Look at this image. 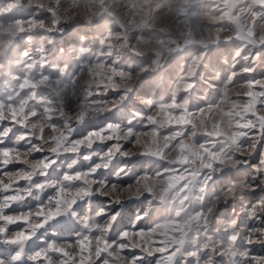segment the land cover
Segmentation results:
<instances>
[{
  "label": "snow or ice",
  "instance_id": "1",
  "mask_svg": "<svg viewBox=\"0 0 264 264\" xmlns=\"http://www.w3.org/2000/svg\"><path fill=\"white\" fill-rule=\"evenodd\" d=\"M223 3L225 7L220 10L221 15L228 17L229 22H232L229 0H223ZM257 7L264 9V0H259ZM249 11L254 19L259 15L261 22H264V12L257 14L255 8ZM35 15L38 13L34 14L33 19ZM47 15L55 16L56 12L50 7L47 9ZM48 31L49 33L58 32L60 36L65 33V29L58 21H54L52 28ZM247 35L255 36L251 31ZM230 42V39L225 41V43ZM100 43L103 45L104 40L101 39ZM253 47L256 45L254 44ZM259 48L262 50L261 53L244 58L264 59V37L260 38ZM37 51L42 58L46 56L45 48L41 47ZM241 52L242 49H238L236 55L240 56ZM136 54L133 53V55ZM22 55L28 57L30 53L25 50ZM118 62L114 61L109 68L111 75H105L107 83L102 81L98 83L96 96H99L100 91H103L105 96L109 94V90L120 92L118 89L124 80L125 73L123 70H116L115 65ZM106 63H97L95 67L89 66L90 75L93 77L100 75L101 73L96 72V69H103ZM42 67L47 65L42 64ZM83 67L84 65H81V68ZM58 70L62 73L65 71L59 66ZM242 71L250 73L252 69L244 67ZM235 75V72L230 74L228 80H233ZM44 79L47 80L48 76L45 75ZM247 82L251 90L245 93L244 114L241 115V121L237 123L239 130L233 132L230 137H226V140L234 148L249 149V154L238 157L240 163L233 176L227 177L222 174L220 178L222 187L227 184L229 178L241 180L244 187L231 201L232 213L223 219V230H218L214 236H210L208 243L201 241L194 248L184 246L182 240L167 236L170 230H182L183 225L178 221H153V213L148 209L153 204H157V200L151 199L153 186L149 182L166 181L165 186L159 189V204L167 203L169 193L178 194L177 197L183 203L188 201L185 198L190 192L200 199L197 193L207 191V185L199 182V172L191 165L199 164L202 170L210 171L215 177V169L227 157L214 147V139L219 133H206L207 140H197L193 136L192 144L184 143L191 126V109L182 105L175 93L167 102L156 104L154 107L150 103V111H133L124 119L91 123L87 132L80 138L86 139L91 144V148L88 149H84L80 144L72 143L75 137L50 134L56 131L57 119L47 100L40 107H37L34 102L30 103L31 97L26 95H20L14 102L7 105L0 102V123L4 124L0 128V170H3L0 172V177L23 168L20 153L26 148L37 146L36 151L39 155L38 145L47 138V142L52 145V153L64 149L70 152L80 149L76 154L84 159L83 167L65 170L62 180L65 185H81L84 190L78 192L76 196L89 198L91 193L86 186L90 181L111 172L115 182L119 183L120 178L128 172L127 168H112L116 157L125 153L126 145L139 146L141 155L154 159H162L172 148L178 152V158L173 165H162L156 172L145 170L142 176L138 175L135 178L137 192L143 190L150 197L147 208H142L135 216H126L124 213L117 215L116 209L119 205L105 198V205L102 206L105 214L97 217L95 222L89 220L69 235L60 233L45 235L47 232L45 226L60 215L61 208L65 205L71 208L77 202L69 197L63 186L54 188L48 193L54 206H45L43 202H33L30 208L21 209L17 204H12L10 208L0 213V264H146V261L147 264H181V261L183 264H201L202 260L205 264H218L217 256L225 258L226 264H262L264 256L253 253L256 245L264 246V243L257 244L250 241L256 239L251 236V233L264 230V115L259 114L261 110L259 106L264 103V92H259L254 87L259 83L258 81L253 79ZM20 87L21 89L35 88L36 85L25 80ZM193 87L194 83L189 82L186 84L185 91ZM254 93L260 97L259 100L255 99ZM131 94L127 90L120 92L122 100L130 99ZM92 97L93 91L89 88L87 99L81 102L85 109L91 108L92 104L102 102L99 99L93 100ZM42 120H47L49 126L41 125L37 134L34 135L32 125L39 124ZM209 141L212 142L209 143ZM69 144H72L71 148ZM9 166H13V169L6 170ZM39 167L43 174V170L50 168L51 165L41 157ZM116 172H119L120 176H115ZM21 182L0 184L2 189L0 199L4 197L9 200L19 199L15 194V188ZM258 192V202H254L257 201ZM132 199L136 200L139 197L133 196ZM92 202H95L94 197ZM164 210L160 209V211ZM20 211L34 213L38 223L29 227L31 218L16 214ZM206 212L207 208L202 206L196 220L203 219L206 223ZM179 215L180 213L176 212V216ZM233 221L236 222L235 228H229ZM145 225H147L146 228ZM157 236H167V238L157 239Z\"/></svg>",
  "mask_w": 264,
  "mask_h": 264
},
{
  "label": "rangeland",
  "instance_id": "2",
  "mask_svg": "<svg viewBox=\"0 0 264 264\" xmlns=\"http://www.w3.org/2000/svg\"><path fill=\"white\" fill-rule=\"evenodd\" d=\"M229 4L232 22L221 15L223 0H0V102L7 105L26 95L31 97L30 103L40 107L47 100L55 118L61 120L60 112L71 113L76 104L87 99L89 88L93 100L103 101L116 93L109 90L106 96L103 91L95 95L98 83H107L105 75H111L109 68L119 61L116 70H123L125 76L121 82L124 87L118 91L136 85L130 97L134 107L129 108V114L135 110L150 111L149 106L142 108V99L154 107L175 93L177 100L191 109L188 136L207 140L206 133H219L215 146H221V141L229 144L226 137L239 130L237 123L244 114L245 93L251 90L247 81H258L254 87L264 92V59L244 58L262 51L259 43L264 37V22L259 15L254 19L249 9L255 8L257 14L264 9L257 7L259 0H229ZM50 7L55 16L47 15ZM54 21L65 29L63 36L55 31L49 33ZM249 31L255 36L249 37ZM229 39L231 42L225 43ZM41 47L47 50L43 58L37 51ZM238 49H242L240 56L236 55ZM25 50L30 53L28 57L22 55ZM104 62L107 63L103 69H96L101 74L91 76L89 66ZM58 66L65 71L60 72ZM244 67L252 71L244 73ZM233 72L236 75L229 81ZM25 80L36 87L21 89ZM189 82L194 87L185 91ZM254 97L260 99L256 93ZM259 107V114L264 115V103ZM3 126L0 123V128ZM12 169L9 166L6 170ZM258 197L259 192L254 202H258ZM224 207L226 211L216 215L211 229L206 231L203 219L184 223L195 215L198 206L189 201L181 204L180 198L169 193L167 203L153 210V221H178L182 230H170L167 236L194 248L201 241L208 243L210 236L223 230L221 221L231 215L233 205L229 202ZM161 208L165 210L160 211ZM137 213L133 211L131 216ZM253 254L264 256V246L256 245ZM217 262L226 264V259L217 256ZM201 264L205 262L202 260Z\"/></svg>",
  "mask_w": 264,
  "mask_h": 264
},
{
  "label": "clouds",
  "instance_id": "3",
  "mask_svg": "<svg viewBox=\"0 0 264 264\" xmlns=\"http://www.w3.org/2000/svg\"><path fill=\"white\" fill-rule=\"evenodd\" d=\"M120 87H124V85L121 84ZM135 87L136 85L128 86L126 90L133 94ZM139 103L144 109L146 106H149L151 102L147 99H142ZM130 107H134L131 99L122 100L120 92L110 94V98L105 97L102 102L95 103L94 106H91L89 109H85L82 103L76 104L70 115L64 111L60 112V116L63 117V119L57 120L56 131L50 134L66 135L68 138L75 137L76 139L72 141V143L80 144L84 149L91 148V144L88 143L86 139H80L81 136L87 132L90 124L103 122L109 119H124L129 115L128 110ZM132 112L133 111H131V113ZM45 115L47 116V114ZM41 125L44 127L49 126L47 120H42L41 123L32 125L34 135L37 134ZM186 139L188 141L187 144H192L191 135L186 137ZM220 145L219 147L214 145V147L219 152L224 153L227 158L215 169V177H213L210 171L202 170L199 164L191 165L199 172V182L207 185V191H200L197 193L200 199L193 196L191 192L188 197L185 198L188 199L191 205L198 206L199 210L202 206L207 208L206 223L204 222L206 231L211 229L214 217L225 212L226 207L224 206H228L229 202L237 197L238 191L244 187L241 180L231 178H229L227 184L222 187L220 178H222V174L227 177L233 176L237 172L240 163L238 157L248 155L249 149L234 148L230 144H225L224 141H221ZM71 146L72 144H69V148H71ZM36 147L37 146L26 148L25 151L20 153L21 163L23 164L22 169L17 172L8 173L4 177H0V184L3 185L17 184L18 181H22V183L18 184L15 188V194L19 199L9 200L7 197L0 199V213L10 208L12 204H17L21 209L30 208L33 202H43L45 206H54L51 196H49L48 193L54 188L63 186L69 197L75 199L77 202L71 208L66 205L61 208L60 215L45 226L47 228L45 235L52 233L69 235L74 229L82 226L87 221L91 220L95 222L97 217L105 214L104 207H102L105 205V198H107L109 202L119 205V210L116 209L117 215L124 213L126 216H131L133 211L140 212L145 204L148 206L150 197L143 190L137 192L135 178L138 175L142 176L143 172L149 168L152 172H156L162 165L171 166L178 158V152L175 148L167 151L162 159H154L150 156L141 155V148L139 146L127 148L125 153L116 157L115 162L112 164L113 169L117 167L128 169V172L120 178V182H115V177L112 176L111 172L103 174L98 179L89 182L86 188L91 193V196L89 198H83L76 196L78 192L84 190L81 185H65L62 180V175L65 170L83 167L85 163L84 159L76 154L80 149L77 148L75 152L64 149L57 153H52V145L47 142V138L38 145L39 155L37 154ZM41 157L51 165L50 168L43 170V174L39 167ZM140 157L146 159L140 160ZM142 169H144V171H142ZM115 176H120V173L116 172ZM149 183L153 186L151 199L157 200V204H153L152 207L148 209V211L153 213L154 209H158L160 205H163L159 204V189L165 186L166 181H150ZM0 191H2V189H0ZM177 195L178 194L174 196ZM133 196H138L139 199L133 200ZM92 197L95 198L94 203L92 202ZM180 203L183 204V201H180ZM199 210L195 212L194 216H191V219L185 220L184 223L187 224L191 223L192 220H196V217L199 215ZM109 211H111L110 207ZM177 213H180V211H177ZM16 214L29 216L31 218L29 227H33L38 223L34 213L20 211ZM221 224H223V220ZM235 226L236 222L233 221L232 224L229 225V228H235ZM251 236L256 237V239L250 242H255L257 244L264 243V230L253 232ZM232 243H234V241H232ZM262 264H264V262H262Z\"/></svg>",
  "mask_w": 264,
  "mask_h": 264
},
{
  "label": "bare ground",
  "instance_id": "4",
  "mask_svg": "<svg viewBox=\"0 0 264 264\" xmlns=\"http://www.w3.org/2000/svg\"><path fill=\"white\" fill-rule=\"evenodd\" d=\"M100 77V76H99Z\"/></svg>",
  "mask_w": 264,
  "mask_h": 264
}]
</instances>
